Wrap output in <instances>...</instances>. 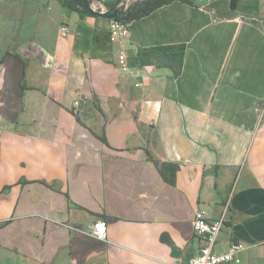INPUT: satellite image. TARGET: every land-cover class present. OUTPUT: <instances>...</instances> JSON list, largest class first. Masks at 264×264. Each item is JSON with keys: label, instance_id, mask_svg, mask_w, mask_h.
I'll list each match as a JSON object with an SVG mask.
<instances>
[{"label": "crops", "instance_id": "obj_1", "mask_svg": "<svg viewBox=\"0 0 264 264\" xmlns=\"http://www.w3.org/2000/svg\"><path fill=\"white\" fill-rule=\"evenodd\" d=\"M110 23L0 0V264H183L199 208L244 246L224 264H264V0Z\"/></svg>", "mask_w": 264, "mask_h": 264}, {"label": "built area", "instance_id": "obj_2", "mask_svg": "<svg viewBox=\"0 0 264 264\" xmlns=\"http://www.w3.org/2000/svg\"><path fill=\"white\" fill-rule=\"evenodd\" d=\"M120 7H125L119 5ZM128 7V6H127ZM241 19V17H238ZM109 35L113 42L128 37L130 29L127 23L119 19H111ZM62 35H67L69 27L63 25ZM118 67L123 72L129 71V63L124 52H120L118 57ZM225 214L218 218H210L206 209L199 208L193 220L195 234L202 238L205 244L201 247L199 253L183 264H224L231 262H240L239 253L243 249L241 242H233L224 252H217L214 248L217 237L225 225ZM90 233L101 240L107 239V222L104 219L97 220L91 227Z\"/></svg>", "mask_w": 264, "mask_h": 264}, {"label": "trees", "instance_id": "obj_3", "mask_svg": "<svg viewBox=\"0 0 264 264\" xmlns=\"http://www.w3.org/2000/svg\"><path fill=\"white\" fill-rule=\"evenodd\" d=\"M64 7H67L71 10L78 12L81 16L92 15L87 9L84 0H59ZM95 0H89L92 4ZM107 8H112L117 0H98ZM174 0H142L133 3L128 7H120L117 11L121 18L127 19L129 23L134 20L141 19L150 15L156 9L167 5ZM188 4H195V0H181ZM237 0H231V7L236 8ZM104 142H107V138L105 136L100 137Z\"/></svg>", "mask_w": 264, "mask_h": 264}, {"label": "water", "instance_id": "obj_4", "mask_svg": "<svg viewBox=\"0 0 264 264\" xmlns=\"http://www.w3.org/2000/svg\"><path fill=\"white\" fill-rule=\"evenodd\" d=\"M120 2L121 0H117L115 5L112 8L103 9V8H98L94 6L93 4L89 2V0H84V3L87 9L92 15L102 16V17L109 18V19H119L124 22H127V19L121 18L120 15L118 14L117 10L119 9Z\"/></svg>", "mask_w": 264, "mask_h": 264}, {"label": "rangeland", "instance_id": "obj_5", "mask_svg": "<svg viewBox=\"0 0 264 264\" xmlns=\"http://www.w3.org/2000/svg\"><path fill=\"white\" fill-rule=\"evenodd\" d=\"M137 1H142V0H121L120 4H121V6L127 7V6H130V5H132L133 3L137 2ZM92 4L94 6H96V7H98V8H103V9L107 8L105 5H103L98 0H95ZM29 43H35V41L34 40H29Z\"/></svg>", "mask_w": 264, "mask_h": 264}]
</instances>
